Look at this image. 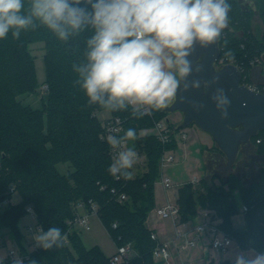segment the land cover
<instances>
[{
    "label": "trees",
    "instance_id": "trees-1",
    "mask_svg": "<svg viewBox=\"0 0 264 264\" xmlns=\"http://www.w3.org/2000/svg\"><path fill=\"white\" fill-rule=\"evenodd\" d=\"M251 1L255 8L251 5L243 8L240 0H228L230 23L238 24L240 30L224 29L219 39L220 60L227 63L224 53L232 51L233 62L242 70L244 79L264 47V30L263 41H259L251 28L256 13L264 23V0ZM28 6L25 0V10ZM91 35L92 29L88 27L62 43L37 22L35 30L22 32L19 40H13L10 35L0 40V153L3 155L0 204L13 197L11 186L20 195L18 202L0 205V230L8 233L20 252L28 256L22 264H111V256L99 245L87 247L73 225L80 212L78 203L82 201L88 209L91 202L98 204V216L117 246L132 243L134 255L130 264H156L154 249L159 242L151 236L155 231L149 227L148 218L156 205L154 186L162 176V155L165 150L177 148L176 133L181 124L173 125L167 118L173 131L171 140L164 144L155 134L141 133L164 119L168 114L164 109L139 120L131 117V107L112 112V116L124 120V130L129 127L137 130V139L129 143H134L143 155L144 164L135 175L120 179L110 173L112 155L97 115L103 108L87 104L86 96L75 84L78 75L73 70V65L84 61L86 40ZM37 40L44 41L47 49L42 85L48 86V98L42 108H33L19 99L39 87L30 48ZM262 132L254 136L260 143ZM201 152L203 155L204 148ZM61 162L68 163L72 170L61 173L58 169ZM216 178L215 174L205 173L196 186L186 183L179 188L181 219L196 216L199 207L213 211L222 229L242 248L264 252V168L259 181L249 188L243 185L240 201L245 207L246 223L242 227L232 223L239 206L234 191L239 188L229 180L217 184ZM113 187L125 191L127 200H117L111 193ZM27 206L33 207L37 225L44 231L51 227L61 230L65 235L62 247L29 249L20 225L22 217L28 214ZM223 264L233 261L225 259Z\"/></svg>",
    "mask_w": 264,
    "mask_h": 264
},
{
    "label": "clouds",
    "instance_id": "clouds-1",
    "mask_svg": "<svg viewBox=\"0 0 264 264\" xmlns=\"http://www.w3.org/2000/svg\"><path fill=\"white\" fill-rule=\"evenodd\" d=\"M0 0V40H19L22 32L35 30L37 22L60 42L92 29L86 40L84 61L73 65L75 84L87 104L111 112L127 111L142 119L172 103L192 70L195 44L208 46L221 37L229 25L228 0ZM84 5V6H81ZM224 56L228 62L232 51ZM187 87V85H185ZM222 118L230 101L222 89L212 97ZM137 130L129 127L122 135L107 136L112 152L108 171L126 176L138 153L134 143ZM36 246L50 250L62 247L65 235L57 227L39 229L33 237ZM5 257L0 256V264ZM13 264H22L14 260ZM233 264H264V252H241Z\"/></svg>",
    "mask_w": 264,
    "mask_h": 264
},
{
    "label": "rangeland",
    "instance_id": "rangeland-1",
    "mask_svg": "<svg viewBox=\"0 0 264 264\" xmlns=\"http://www.w3.org/2000/svg\"><path fill=\"white\" fill-rule=\"evenodd\" d=\"M243 8L246 6H253L254 3L251 0H240ZM230 31L238 32L240 27L238 24L229 23L225 29ZM253 32L256 34L259 41H263V30L264 23L260 18L259 14L253 16V22L251 24ZM31 52L35 57V65L37 68V78L39 82V87L37 91L28 94H23L19 96L25 104H29L33 108H42L43 103L48 98L47 89L42 85L46 77V65H45V53L46 44L42 40L34 41L30 44ZM219 66V64H218ZM244 83L253 86H264V47L261 48L260 54L256 62L249 69L245 75ZM171 104V103H170ZM169 104V105H170ZM164 110L168 113L165 115L164 119H170L171 124H180L183 122L184 114L180 111L169 112L167 108ZM99 120L103 123L107 118L112 115V112L106 109L100 110L98 113ZM168 122V121H167ZM155 128H148L142 131V134H155ZM183 132L186 136H183ZM261 139L263 142L260 143L255 137H252V146L248 149L247 144H243L240 149L239 155L234 164L227 167V155L219 147L217 142L214 140L212 135L203 129H201L195 123L189 124L187 127H181L176 133V140L178 146L176 149L172 150L175 156V160L171 162H166L163 168V174L168 175L172 179L171 189L176 187L184 186L186 183L196 186L201 177L207 173L209 175H217L218 178L215 179L217 184H222L223 181L229 180L231 183L236 185L239 189L234 191L236 198L239 200V206L237 212L232 216V223L234 226L242 227L246 223V214L244 204L240 201V195L242 194L243 185L247 188L251 187L255 182L262 178V169L264 168V132H262ZM186 139L184 143L182 140ZM262 144V145H259ZM204 148V153L202 155L200 149ZM206 165L203 167V165ZM142 164L134 165L131 169V174L135 175L138 171H141ZM58 169L61 173H68L72 168L68 163L61 162L58 164ZM155 197L157 206H161L163 202L167 199V194L165 192L164 186L162 184L161 178L155 183L154 186ZM239 190H241L239 192ZM20 200V195L15 193L13 195L12 203H16ZM199 212L206 211L199 207ZM209 215V220L215 219L213 211H207ZM204 218L199 214L196 219L190 222H182L180 224V230L184 232L193 230L196 224L202 222ZM21 228L25 234L24 242L29 247L30 250L34 249L36 243L33 239L34 234L39 230L37 225V219L35 214H27L22 217L20 221ZM80 232L83 243L87 247H92L94 245H99L107 249L108 252L112 251L114 246V240L111 237L108 228L104 222L99 218L98 215L90 216V227H83L81 225L75 226ZM195 233L192 232L191 235ZM12 242L13 247L17 248V243L8 233H3L2 239L0 240V246L7 247L10 246ZM212 237L207 233L203 232L199 235L198 243L195 247L180 249L183 254L188 253L183 260L182 264H212L208 260L214 262L221 258V256L213 249L211 246ZM187 245V240H186ZM8 246V247H9ZM250 253L259 251L252 248H242L236 240L229 246L227 252L223 255L224 259L234 260V257L241 253ZM213 262V263H214ZM77 264V263H73Z\"/></svg>",
    "mask_w": 264,
    "mask_h": 264
},
{
    "label": "water",
    "instance_id": "water-1",
    "mask_svg": "<svg viewBox=\"0 0 264 264\" xmlns=\"http://www.w3.org/2000/svg\"><path fill=\"white\" fill-rule=\"evenodd\" d=\"M220 41L208 46L194 45L188 59L191 73L181 78L169 112L184 114L181 127L195 123L210 133L227 155V167L235 163L243 144L264 130V92L243 83V73L234 63L218 66ZM187 85V87H185ZM222 89L230 101L227 117L222 118L212 97Z\"/></svg>",
    "mask_w": 264,
    "mask_h": 264
},
{
    "label": "built area",
    "instance_id": "built-area-1",
    "mask_svg": "<svg viewBox=\"0 0 264 264\" xmlns=\"http://www.w3.org/2000/svg\"><path fill=\"white\" fill-rule=\"evenodd\" d=\"M258 59V58H257ZM256 59V60H257ZM220 60V58H219ZM218 60V61H219ZM222 66L226 63H224L223 59L220 60ZM227 63H234L238 66L235 62H227ZM218 64V62H217ZM239 67V66H238ZM242 71V70H241ZM244 83V80H243ZM245 84V83H244ZM247 85V84H246ZM251 88L255 90H259L261 92H264V86L261 88L260 86H253L252 84H249ZM45 89H48L47 85H44ZM103 137L107 140V136L109 133L120 135L124 130V120L120 116H111L107 118L103 123ZM155 135L161 140L162 143L166 144L171 140L170 135L172 134L173 129L168 125V122L165 120H160L155 125ZM183 136H186V133L183 132ZM129 141L126 142L125 147L129 146ZM138 153V159L135 165L138 164H144V157L140 154L138 150H136ZM112 155V152H111ZM175 160V156L172 153L171 149L165 150L162 158H161V166H162V176L161 181L164 186V188H170L172 186V179L168 175L163 174V168L166 162H171ZM3 169V155L0 153V173ZM129 175L131 174V170L129 172ZM122 175H117L116 178L120 179ZM102 188H105V186H102ZM9 191L14 195L15 193H18L15 189V186H11ZM111 193L116 197L119 201H125L128 198V195L125 191L119 190L117 187L111 188ZM13 197L7 198L1 202V206H6L10 202H12ZM78 208L83 209L85 212L82 213L81 211L77 214L76 218L73 221V225H81L83 227H90V216L91 215H98V204L95 202H91L90 209L86 207L85 202L78 203ZM28 214H35V211L32 206H27ZM206 211L201 212L204 220L198 224H196L195 228L190 231L184 232L183 230L178 229L177 230V236H185L187 237V245L188 246H196L198 243L199 235L203 232L207 231L209 235L212 237V243L211 246L213 249L221 256V258H218L217 261L214 262V264H223V261L225 260L223 258V255L227 252L229 249V246L233 242V238L228 235L222 227L219 225V220L215 216V219H208L209 213ZM210 211V210H209ZM157 213L163 217V218H171L174 223L177 225L180 220V208L176 201L169 199L165 204L157 208ZM39 229H41L38 225H36ZM114 227H117V223L113 224ZM194 232L195 234L192 236L191 233ZM3 233L0 230V240L2 239ZM153 239H158L157 233H152ZM35 247L34 249H36ZM134 255V248L132 246V243H127L124 245L117 246V249L113 255L110 257L111 264H130V261ZM0 256L5 257L4 264L7 262H13L14 260H21L22 263L24 262V259L28 256L25 254H22L20 252L19 247H6L5 250L1 248L0 246ZM171 256L170 246L169 242L167 240L159 241L158 245L154 249V257H162L165 260H168Z\"/></svg>",
    "mask_w": 264,
    "mask_h": 264
},
{
    "label": "crops",
    "instance_id": "crops-1",
    "mask_svg": "<svg viewBox=\"0 0 264 264\" xmlns=\"http://www.w3.org/2000/svg\"><path fill=\"white\" fill-rule=\"evenodd\" d=\"M182 141L185 143L186 139H183ZM200 151H201V149H200ZM179 188L180 187H176L175 189L164 188L165 192L167 194V199L165 200V202H163V204H165L169 199L177 202L178 195H179ZM158 207H160V205L159 206L155 205V208L151 211L149 218H148V225L150 228H152L157 233L158 242L163 241V240H167L169 242L171 256L168 260H165L162 257H155L156 264H182L181 260H183L184 257H186L188 255V253L183 254L180 249L190 248L191 246L186 245L187 237H185V236L178 237L177 236V230L180 229V224L182 222H190L193 219H196L199 214L201 216H202V214H201V212H198V214L196 216L189 218L187 220H182L180 217V220H179L178 224L176 225L171 218L161 217L157 213ZM80 211L82 213L85 212L83 209H80ZM233 241H234V239H233ZM11 245H12V242H10V246L9 245L8 246L11 247ZM17 247H18V245H17ZM193 247H195V246H193ZM1 248L5 250L6 247L2 246ZM102 248L108 255L111 256L115 253V251L117 249V245L114 242V246L112 247V251H110V252H108L106 248H104V247H102ZM210 259L211 258L209 256L208 260L211 261L212 264H214L213 263L214 261L210 260Z\"/></svg>",
    "mask_w": 264,
    "mask_h": 264
},
{
    "label": "flooded vegetation",
    "instance_id": "flooded-vegetation-1",
    "mask_svg": "<svg viewBox=\"0 0 264 264\" xmlns=\"http://www.w3.org/2000/svg\"><path fill=\"white\" fill-rule=\"evenodd\" d=\"M242 146H243V145H242ZM242 146H241V148H242ZM251 146H252V143H251L250 145H248V144L246 145L247 151H248V149H249ZM241 148H240V149H241Z\"/></svg>",
    "mask_w": 264,
    "mask_h": 264
}]
</instances>
